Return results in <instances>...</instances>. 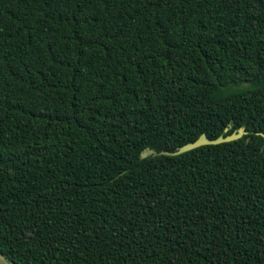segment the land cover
<instances>
[{
  "label": "trees",
  "instance_id": "obj_1",
  "mask_svg": "<svg viewBox=\"0 0 264 264\" xmlns=\"http://www.w3.org/2000/svg\"><path fill=\"white\" fill-rule=\"evenodd\" d=\"M257 132L264 0H0L8 263L264 264Z\"/></svg>",
  "mask_w": 264,
  "mask_h": 264
},
{
  "label": "water",
  "instance_id": "obj_2",
  "mask_svg": "<svg viewBox=\"0 0 264 264\" xmlns=\"http://www.w3.org/2000/svg\"><path fill=\"white\" fill-rule=\"evenodd\" d=\"M248 132L244 130V128H239L236 132H233L225 137L219 136L216 139H208L206 138L205 135H200L195 141L191 143H186L180 148H178L174 152H167V151H161V152H155L151 149H145L140 157L142 159L147 158L149 156H156V155H164V156H177L181 155L183 153H186L188 151H191L193 149H196L201 146H206V145H218L221 143H227V142H232L240 139L244 135H247ZM256 135L261 136L264 139V133L262 132H257ZM0 264H10L8 263L1 255H0Z\"/></svg>",
  "mask_w": 264,
  "mask_h": 264
}]
</instances>
